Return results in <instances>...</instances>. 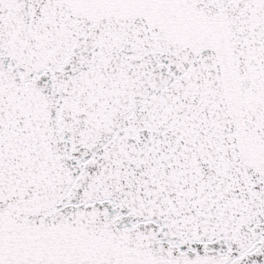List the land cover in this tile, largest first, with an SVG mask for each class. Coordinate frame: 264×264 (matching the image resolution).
I'll return each instance as SVG.
<instances>
[{
	"label": "snow or ice",
	"instance_id": "6c2138e0",
	"mask_svg": "<svg viewBox=\"0 0 264 264\" xmlns=\"http://www.w3.org/2000/svg\"><path fill=\"white\" fill-rule=\"evenodd\" d=\"M0 264H264V0H0Z\"/></svg>",
	"mask_w": 264,
	"mask_h": 264
}]
</instances>
